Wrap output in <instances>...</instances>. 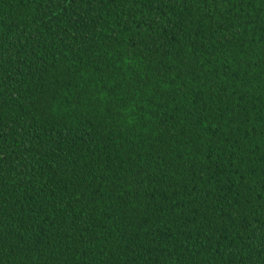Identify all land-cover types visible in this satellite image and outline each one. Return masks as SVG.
<instances>
[{
  "label": "trees",
  "instance_id": "1",
  "mask_svg": "<svg viewBox=\"0 0 264 264\" xmlns=\"http://www.w3.org/2000/svg\"><path fill=\"white\" fill-rule=\"evenodd\" d=\"M0 264H264V0H0Z\"/></svg>",
  "mask_w": 264,
  "mask_h": 264
}]
</instances>
